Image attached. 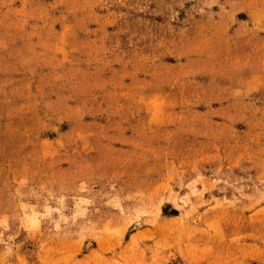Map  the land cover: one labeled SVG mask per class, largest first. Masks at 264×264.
<instances>
[{
    "label": "rangeland",
    "instance_id": "374dc122",
    "mask_svg": "<svg viewBox=\"0 0 264 264\" xmlns=\"http://www.w3.org/2000/svg\"><path fill=\"white\" fill-rule=\"evenodd\" d=\"M0 264H264V0H0Z\"/></svg>",
    "mask_w": 264,
    "mask_h": 264
}]
</instances>
